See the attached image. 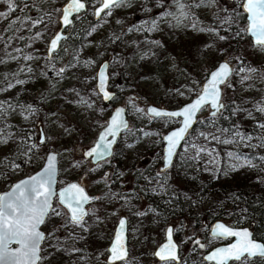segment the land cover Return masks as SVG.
Returning a JSON list of instances; mask_svg holds the SVG:
<instances>
[{"label":"rangeland","instance_id":"rangeland-1","mask_svg":"<svg viewBox=\"0 0 264 264\" xmlns=\"http://www.w3.org/2000/svg\"><path fill=\"white\" fill-rule=\"evenodd\" d=\"M63 1L14 0L16 11L10 12L7 0H0V12L6 14L0 16V103L7 109L0 118V131L3 133L0 139L7 137V142L0 143V190L14 179L37 169L46 150L52 149L57 155L56 183L59 185L72 179L79 181L80 178L87 191L96 196L87 208L90 213L85 217L87 231L74 226L61 227L63 216L53 217L40 226L47 238L41 245L43 259L39 264H109L105 261L106 246L111 236L108 231L112 230L121 214H125L129 221L126 264H165L164 261L152 262L151 257L153 247L163 238L164 226L170 220L173 221L174 239L180 245L181 253L187 254L190 259L179 264H211L195 262L194 248L197 245H189L193 235H197L207 247L223 241L207 234L209 223L204 220L203 211L214 213L222 209L223 217L216 218L235 224L229 220L228 212L233 207L239 208L241 203L237 202L236 195L217 189L206 191L192 203L189 214L182 210V216H172L170 212L166 216L159 214L150 202L147 203L146 196H151L167 208L172 207L168 205L173 195L171 188L158 175L150 173L156 172L160 163L161 153L155 151L161 143L160 133L178 120L173 117H150L145 113V104L179 105L197 92L210 67L222 58L229 59L235 55L225 47L226 42L239 40L243 33L235 39L221 41L207 31L219 27V20L223 17L234 14L226 6L233 0H214V3L194 7L191 9L192 16L179 20V3L189 4L192 0H166L155 21L148 16L157 0H125L94 19L79 47L69 56V63L66 60V41L76 38L78 25L85 16H91L92 7L98 0H87L85 12L76 15L66 27L60 47L46 56V42L57 28V15ZM109 11L110 14H105ZM237 19L231 32L242 28ZM38 20L43 22L32 26ZM193 24L195 27H192ZM227 27L225 24L224 28ZM220 35L231 36V33L221 30ZM241 53L247 60L242 59L243 64L237 60L232 67L251 66L258 69L257 73L245 82H241L240 75L234 73L229 81L231 87L221 86L223 102L232 96V92H236L242 100L243 104L239 107L233 102L228 104L238 124L233 125L230 135L225 137L221 129L213 131L208 127L207 132L180 146L175 155L178 162L174 161L172 170L165 171V175L175 181V189L180 194L184 180L177 164L185 154L195 156L202 175L206 176L214 174L219 146L250 147L257 151V155L264 154V147L260 146L264 142L261 135L264 129L257 127L258 121L264 123V114L254 110L257 102L264 101V51L254 47L248 39L244 41ZM105 58L109 62V80L113 82L109 88L121 96L109 102H102L94 87V71ZM61 68L64 69L62 73ZM114 103L124 105L128 119V127L117 138L122 145V155L117 158L110 156L99 166H90L95 170H88L83 177L84 167L90 163L82 157L81 149L92 142ZM29 106L34 111H29ZM237 108L252 110V116L247 111H237ZM207 110L205 106L199 113ZM25 116L28 118L25 119ZM245 123L256 124V134L241 133L240 126ZM237 131L251 139L228 144L220 142L238 139L235 137ZM40 136L44 138V143H40ZM213 136L218 140L212 139ZM33 144L37 146L24 155ZM201 148L206 151L200 152ZM246 159L250 158L243 155L229 158L232 169L228 171L230 177L226 176L228 181L245 180V174L253 170L256 174L248 181L264 185V161L260 158L251 159L256 167L233 169L234 165L242 164ZM142 169H145L142 179L145 183H137L136 192L125 193L123 204L118 202V175L132 170L135 176L136 173L141 174ZM126 182L130 184V180ZM100 195H105V198ZM101 197L103 199H97ZM53 206L59 207L56 200ZM73 249L80 251L74 252ZM116 264L125 262L118 261ZM229 264L239 262L230 261Z\"/></svg>","mask_w":264,"mask_h":264},{"label":"snow or ice","instance_id":"snow-or-ice-1","mask_svg":"<svg viewBox=\"0 0 264 264\" xmlns=\"http://www.w3.org/2000/svg\"><path fill=\"white\" fill-rule=\"evenodd\" d=\"M124 2L125 0H102V7L97 10L96 15L99 17L105 10H110ZM208 3H214V0H199V3H197V0H192L189 4L179 3L180 17H178V20L180 18H189L192 16V8ZM7 5L10 12L16 11L14 0H7ZM240 7L247 14L248 22L245 27L237 28L235 32H231L232 25L239 15L238 13H234L233 15L220 19L219 27L209 28L207 31L214 33L221 41L230 38L235 39L241 36L242 33L248 34L253 38V46L264 51V0H240ZM84 8L85 3L82 0H71L62 10L63 23L65 25L70 24V14L73 12L79 13ZM105 14H110V11ZM5 15V13L0 12V16ZM42 22V20L35 21L32 26H36ZM225 24L228 25L227 28H224ZM192 27H195V24ZM200 30L203 31L204 29ZM221 30L230 32L231 36L220 35ZM60 40L61 36L59 35L51 40L49 47L50 53L56 52ZM25 59H31V57H25ZM236 59L243 64L241 58L237 57ZM105 68H107V65H104L99 73V87L102 92L104 91L106 79ZM63 71L64 69L61 68L60 72L62 73ZM257 71L258 69L251 66H242L238 69L234 68L230 65L229 60H225L218 65L215 71L210 72L207 76L206 83L202 86V92L197 94L194 102L185 106L181 111L164 112L158 111L155 108L148 109L150 117L183 118V127L179 131H174L171 135L165 137L168 145L165 156L166 168L171 164L174 150L180 140L184 138V133L191 126L193 117L197 112L205 106H209L212 109V117H216L218 114L222 115L226 105L222 101L221 86L226 85L231 87L229 81L234 73L240 75L241 82H245L251 79ZM20 83H23V81H20ZM110 98L109 94L104 92V99L108 100ZM83 102L87 103V101ZM9 107H12V105L9 104ZM28 110L34 111L31 109V106H29ZM137 110L143 111L142 109ZM236 110L247 111L248 115L250 117L252 116V110L240 108ZM254 110L264 114V101L257 102L254 105ZM6 111L7 109L4 108L3 103H0V118L5 115ZM123 112V109L116 111L105 132L100 135L98 143L84 154L86 158L93 159L97 166H99L101 161L106 160L111 155L114 139L109 140L108 138H115L120 128L127 127L122 119ZM24 118L27 119L28 117L25 116ZM257 127L264 129V123L258 121ZM0 135H3L2 131H0ZM235 137L238 139H225L220 142L228 144L251 139L250 136L241 135L239 131L235 133ZM205 138L208 139V137ZM212 139L218 140V137L213 136ZM4 142H7V137L0 139V143ZM44 142V138H41L40 143ZM36 146L35 144L31 145L23 154L27 155V152ZM260 146L264 147V142ZM199 151L204 152L206 149L201 148ZM229 155L231 156L232 153H229ZM236 159L239 161L240 157L237 156ZM260 159L264 161V157ZM55 162L56 156L49 155L47 158V167L41 173L16 184L7 195H0V264H39L43 259L40 255L42 251L41 245L47 238L39 229L41 225L53 217L63 216L64 223L61 227L74 226L80 228L81 231L88 230L85 217L89 216L90 213L89 210H86L85 205L90 203L93 198H90L85 193L84 188L76 183L69 184L62 191L55 192L53 190V184L55 183ZM237 167H256V165L252 163L251 159H246L244 163L234 165L233 169ZM94 170L89 169V171ZM54 197L58 200L59 207L53 206ZM62 209H66V211H62ZM140 214L143 215V213ZM97 220H99V217H97ZM125 227L126 222L124 219H121L115 233L113 244L108 249L109 264H116L117 261H124L126 264L127 249L124 243ZM172 233L173 230L171 228L167 229V243L159 247L154 253L165 264H172V262L179 264L177 245L172 240ZM213 234L222 238L236 237L237 241L230 247L213 251L206 257L208 261H214L215 264H229L230 261H237L239 264H253L252 258L259 257L255 261V264H264V245L254 242L250 238V233L247 230L235 231L224 225H217L216 229H213ZM195 243L199 244L200 242L197 240ZM13 244L17 245L15 249L11 247ZM73 251L80 250L73 249Z\"/></svg>","mask_w":264,"mask_h":264},{"label":"trees","instance_id":"trees-1","mask_svg":"<svg viewBox=\"0 0 264 264\" xmlns=\"http://www.w3.org/2000/svg\"><path fill=\"white\" fill-rule=\"evenodd\" d=\"M163 1L166 2V0H157V4H155V6L150 9V13L148 16L150 20L155 21L157 19V17L159 16L158 11L164 7L163 4L165 3ZM226 6L229 8V10H232L233 13L239 14L237 19V24L243 28L244 16L237 4V0H233ZM93 22L94 20L91 18V16H85L83 22L80 25H78L76 38L66 41V50H68L66 59H68L69 56L73 53V50L79 47L81 41L84 39L82 37L86 33L85 31L88 30V28L92 25ZM248 39L249 38L247 34L243 33V37L240 38L239 40H236L234 42L232 41L226 42L225 47H227L228 49L233 51V53H235V55L230 56V58L228 59L232 64V66L237 61L236 59L237 57L245 61L247 60L244 57V54L241 53V47L244 41H248ZM112 83L113 82H110V84ZM118 94L119 93L117 92V95ZM118 97L121 96L118 95ZM263 100H264V96H263ZM241 101L242 100L237 96V93L232 92V96L226 98V100H224L223 102L226 105V107L223 110L222 115L218 114L216 117H212L207 112L199 113L197 115L195 123L188 131L186 137L184 138L180 146H182V144L185 141L186 142L190 141L195 136L207 132L208 127H211L213 131H216L217 129L218 130L221 129L222 131L221 133L224 135V137L226 135H230V132L233 130L232 126L235 125L236 123L238 124V122L235 120L236 118L234 117L233 109L228 107V104L230 102H233L236 106L239 107L240 104H243ZM255 125L256 124L254 125L252 124L246 125V123L242 124L240 126L241 133L245 134V132H248L249 134H256L258 130L255 128L256 127ZM261 135L263 138L264 133ZM217 149H218V153L216 152L215 153L218 154L217 156L218 161L213 169L214 174H212L211 176H206L204 174L202 175V171L200 168L201 166L200 164L197 163V160L195 156H193V154H187V155L185 154L180 158L179 163L177 165L180 169L181 177L184 180V184L182 186L183 192L181 194L175 189L174 186L175 181L171 180L169 175H165L166 174L165 171L172 170L171 168L174 161L175 163L178 162V159L176 158V156H174V159L170 167L164 170L159 178L165 180L166 184L171 188L173 192V195L170 197L168 203V205L170 204L172 207L167 208V206L163 205L160 202V200H156L151 196H146L148 198V202L151 203L152 208L159 214H165L166 216V214L170 212L172 216H174V214H177L178 216H182V212H183L182 210L184 209L185 214H189L193 208L192 203L195 202V200H197L199 197H201V195H203L206 191L217 189L234 194L237 197V202L239 201L241 205L239 206V208L233 207L234 209H231L230 212H228L229 220L235 224L238 222H242L243 224H246L251 229L252 235L264 242V185L262 183L248 181L251 177H253L256 174V171L251 170L249 174H245L244 176L245 180L241 179L239 181L237 180L231 182L230 180L228 181V179L226 178L227 175L228 177H230L228 171L232 169L231 168L232 161L229 160L230 157L236 155L239 156L243 155L245 156V158L256 160L261 157H264V154L260 153L259 155H257V151L252 150L250 147H248L247 149L237 146L231 148L223 145L222 147L219 146ZM122 150H123L122 145H120L117 139L110 156L113 158H117L119 154L122 153ZM155 151L161 153V143L156 146ZM229 153H232V155L230 156ZM86 169L87 168L84 167L85 173H87ZM262 173H263L262 176L264 177V170ZM142 179L143 176L139 175L137 177V174H135L134 182L145 183L144 181H142ZM137 187H139L138 184ZM100 196H104L105 198V195H100ZM97 199H103V198L101 197ZM203 214H204L203 217L204 220L210 223L212 220L218 219L216 217H220V216L223 217V210L219 209L214 213H211L210 211L206 210L203 211ZM189 242H191V239ZM181 254L182 253H180L179 255V263L182 261L183 262L189 261L187 255L185 254L181 255ZM253 259L256 261L259 259V257H255ZM196 261L197 263L202 262L200 256L198 255L196 256L195 262Z\"/></svg>","mask_w":264,"mask_h":264},{"label":"water","instance_id":"water-1","mask_svg":"<svg viewBox=\"0 0 264 264\" xmlns=\"http://www.w3.org/2000/svg\"><path fill=\"white\" fill-rule=\"evenodd\" d=\"M70 2H71V0H64V1L60 4V6H59V13H58V15H57V22H58L57 28H56V29L50 34V36H49V38L47 39V42H46L45 53H46L47 56H49V55L51 54V53L49 52V47H50V42H51V40H52L53 38H55L57 35L61 36V39H62V37H63L64 34H65L64 29L69 25V24H68V25H65V24L63 23V11H62V10H63V9H64V8L70 3ZM82 2L85 3V8L82 9L79 13L83 12V11L86 9V7H87V2H86V0H82ZM100 7H102V0H98L97 3L93 6V8H92V16H93V18H97V17H98V16L96 15V12H97V10H98ZM240 8H241V7H240ZM241 10H242V8H241ZM242 12H243V10H242ZM79 13H75V12L71 13L70 16H69V19L72 21V17H73L75 14H79ZM243 13H244V12H243ZM244 16H245V26H246V25H247V22H248V21H247V14L244 13ZM247 35H248V34H247ZM248 37H249L250 42L253 43V38H252L250 35H248ZM59 42H60V41H59ZM58 45H59V43H58ZM57 48H58V46H57ZM225 60H228V59H226V58H222V59L218 60V61L216 62V64H215L213 67H211V68L207 71L205 77L201 80V82H200V84H199V87H198L197 92H196L194 95H192L188 100H186V101H184V102H182V103H180L179 105L174 106V107H164V106H160V105H156V104H152V103H147V104H145V113H146L147 115H149V114H148V109H150V108H155V109H157L158 111H164V112H176V111H181L185 106L190 105L191 103L194 102V100L197 98V94H199V93L202 92V86L206 83V78H207V76L210 74V72L215 71L216 68L218 67V65H219L220 63L224 62ZM229 62H230V61H229ZM104 65H107L106 60H105V59H102V60L97 64V66H96V69H95V71H94V87H95V90H96V92L98 93V95H99L101 101H103V102H107V101H109V100L114 101V100H115V98H114V96H115V94H114V90H112V89H110V88L108 87V72H107V68L104 69L105 77H106V79H105V83H104V91L102 92V91L100 90V87H99V85H100L99 73H100V71H101V69L103 68ZM230 65L232 66L231 63H230ZM104 92H107L111 98L108 99V100H105V99H104ZM206 107L208 108L207 113H208L209 115H211V111H212V109H211L209 106H206ZM120 109H123V110H124L123 115H122V119H123L124 123H125V124L127 125V127H128V119H127V117H126V113H125V107H124V105L119 104V103H114V104L112 105V107H111L109 113L107 114L104 123L101 125V127H100V128L98 129V131L96 132L95 137H94V139L92 140V142H91L88 146H86L85 148H83V150L81 151V154H82L83 157H85V155H84L85 152H87L88 150H90L92 147L95 146L96 143H98L100 135H101L103 132H105V129L108 127V125H109V123H110L112 117L115 115L116 111H117V110H120ZM199 112H200V111H199ZM199 112H197L196 115L193 117V122H192L191 126H190V127L186 130V132L184 133V138L186 137V135H187L188 131L190 130V128H191V127L193 126V124L195 123L196 118H197V115L199 114ZM149 116H150V115H149ZM173 118H177V120H178L177 123H176L175 125L169 127L168 129H166V130H165L164 132H162L161 135H160V139H161V158H160V164H159V166H158V169H159V170H166V169L169 168L170 165L172 164V162H171V164H170L167 168L165 167V156H166L167 147H168V145H167V141L165 140V137L171 135V133L174 132V131H179V129L183 127V118H182V117H173ZM127 127L120 128V129L117 131V134H116L115 138H113V137H109V138H108L109 140H113V139H114V143L112 144V148H113V146H114V144H115V142H116V140H117L119 134H120L123 130H125ZM38 130H39V134H41V131H40L39 128H38ZM184 138H183L182 140H180L179 144L177 145L176 149L174 150L172 161H173V159H174V156H175V154H176L178 148L180 147L182 141L184 140ZM39 140H41V137H39ZM111 152H112V149H111ZM49 155H55V156H56V162H55V164H56V168H55V177H54L55 183L53 184V190H54L55 192H59V191H62L65 187H67L69 184L76 183V184H78V185H80V186H82V187L84 188L85 193H86L90 198H93V199H91V201H90V202H92V201L96 198L95 194H94V193H89V192H87L86 189H85V187H84V185H83L82 183H80L79 181H77V180H75V179H72V180H68V181H66V182H64V183H62V184H59V185L56 183V182H57V155H56V151H54V150H52V149H48V150H46V152L44 153V157H43L42 163L40 164V166H39L37 169H35V170H33V171H31V172H29V173H27V174H25V175H22V176H20V177H18V178H16V179H14L13 181H11L10 184H9L6 188L0 190V195H7L8 193H10V192L12 191V188H13L16 184L21 183L22 181L27 180V179H29L30 177L35 176V175H38L39 173H41V172L44 170V168L47 167V158H48ZM107 158H108V157H107ZM88 159H89V161H90L91 163H95V162L93 161V159H91V158H88ZM54 200H56V202L58 203V200H57L55 197L53 198V201H54ZM88 205H89V203L85 205L86 210H87V208H88ZM64 210L66 211V209H64ZM121 219H124L125 222H126V219H125L124 215H119V216L117 217V219H116V221H115V224H114V226H113V229H112L111 237H110L109 242H108V244H107V246H106L107 253H106V256H105V261H106L107 263H109V259H108V258H109V251H108V249H109V248L112 246V244H113L114 237H115V233H116V231H117V229H118L119 221H120ZM217 225H224L225 227H227V228H229V229H232V230H235V231L247 230V231L250 233V238H251L254 242H256V243H260V244L264 245V242H263L262 240H260V239H258V238H256V237H254V236L252 235V231H251V229H250L246 224H242V225L229 224V223L224 222L222 219H214V220H212V221L209 223V225H208V229H207V232H208L209 235H211V236H215V235L213 234V229H216ZM169 228H171V226H170V224H167V225L165 226V228H164L163 238H162V239H161V240H160V241H159V242L153 247V249H152V257L155 258V259L158 260V261H161V260H160L158 257H156V256L154 255V253L159 249V247H161L162 245H164L165 243H167V229H169ZM39 230H40L41 232H43L41 228H40ZM215 237H217V238H219V239H221V240H223V241L220 242V243H217V244H214V245H212V246H209V247L205 248V250L202 252V255H201V259H202L204 262H209V263H211V264H215L214 261H208V260L206 259V257H207L208 255H210L213 251H216V250H219V249H222V248L230 247L233 243H235V242L237 241V238H236V237H225V238H222V237H219V236H215ZM172 240H173V242L177 245V255H178V257H179V254H178V244H177L176 240L174 239L173 234H172ZM124 243L126 244V249H127V251H128V248H127V233H126V227H125V240H124ZM200 245H202V244H200ZM11 247H12L13 249H15V248L17 247V245L13 244ZM117 262H118V261H117Z\"/></svg>","mask_w":264,"mask_h":264},{"label":"flooded vegetation","instance_id":"flooded-vegetation-1","mask_svg":"<svg viewBox=\"0 0 264 264\" xmlns=\"http://www.w3.org/2000/svg\"><path fill=\"white\" fill-rule=\"evenodd\" d=\"M86 2H87V0H86ZM97 3V2H96ZM237 4H238V6H239V8H240V0H237ZM93 8V7H92ZM241 9V8H240ZM241 12H242V10H241ZM82 13V12H81ZM243 13V12H242ZM80 14V13H79ZM76 15H78V14H75L73 17H72V21H73V19H74V17L76 16ZM243 16H244V13H243ZM91 18L94 20V19H96V18H93V16H92V14H91ZM71 21V22H72ZM58 23V22H57ZM71 24V23H70ZM69 24V25H70ZM244 27H245V16H244ZM64 31H65V34H64V36L66 35V28L64 29ZM64 36L62 37V39L64 38ZM248 36V35H247ZM249 38V37H248ZM61 39V40H62ZM61 40H60V42H61ZM60 42H59V45H58V48L60 47ZM46 47V46H45ZM57 48V49H58ZM56 49V50H57ZM46 54V53H45ZM52 54V53H51ZM50 54V55H51ZM47 56V55H46ZM67 60V63H69L70 62V59H66ZM105 60H106V63H107V70H108V59H106L105 58ZM110 80H109V76H108V87H109V85L111 86V84H110ZM111 89V88H110ZM112 90H114V89H112ZM114 94H115V96H114V98L116 99V98H118V95H117V91L116 90H114ZM109 101H112V100H109ZM109 101H107V102H109ZM103 102V101H102ZM107 116V115H106ZM127 117V116H126ZM106 118V117H105ZM105 121V120H104ZM40 135V134H39ZM41 137V136H40ZM42 138V137H41ZM115 145V144H114ZM114 147V146H113ZM83 148H85V147H83ZM83 148L81 149V151L83 150ZM113 149V148H112ZM82 155V154H81ZM83 157V156H82ZM83 158H85V159H88V158H86V157H83ZM88 161H89V159H88ZM89 165L88 166H86L85 168H87L86 169V172L87 173H85L84 172V174L82 175L83 177L86 175V174H88V170L90 169L89 167L90 166H92V165H94V164H96V163H91L90 161H89ZM160 164V163H159ZM159 164L156 166V172H152V173H150V174H152V175H158L159 177H160V175H162V172L164 171V170H159L158 169V166H159ZM168 169V168H167ZM85 171V170H84ZM144 171H145V169H142V172H141V174H138V173H136L137 174V177L139 176V175H141V176H144L145 175V173H144ZM133 171L132 170H130V172L128 173V174H123V173H120V176L118 175V179L116 180V187H117V191H116V193L118 194V202H120V203H122L123 204V195L125 194V193H127V192H136V187H137V183L136 182H134V178H135V176L133 175V173H132ZM130 180V184H128L127 182H126V180ZM79 182H81V181H79ZM85 187V186H84ZM86 189V188H85ZM140 189V188H139ZM86 191H87V189H86ZM88 192V191H87ZM89 193H92L91 191L89 192ZM95 200V199H94ZM147 203H149V202H147ZM121 215H124V217H125V219H126V230H128V224H129V221H128V219L126 218V216H125V214H121ZM167 224H170V226H171V229L173 230V232H174V225H173V221H171L170 220V222L169 223H167ZM166 224V225H167ZM165 225V226H166ZM165 226H164V228H165ZM164 231V230H163ZM173 234V237H174V233H172ZM207 234H208V232H207ZM209 235V234H208ZM199 241V237L197 236V235H193V237L191 238V242H189V245L190 246H193V243H195V241ZM177 242V241H176ZM200 243L199 244H196L197 246L194 248L195 249V254H196V256L198 255V256H200V258H201V255H202V252L205 250V248H207V246L206 245H204V243L203 242H201V241H199ZM177 244H178V242H177ZM200 244H202L203 245V247H201V245ZM192 250V249H191ZM199 250V251H198ZM180 253H181V250H180V245L178 244V254L180 255ZM187 255V254H186ZM151 261L152 262H155V263H159L160 261H158V260H156L155 258H153V257H151ZM189 261H190V259H189ZM203 261V260H202Z\"/></svg>","mask_w":264,"mask_h":264},{"label":"built area","instance_id":"built-area-1","mask_svg":"<svg viewBox=\"0 0 264 264\" xmlns=\"http://www.w3.org/2000/svg\"><path fill=\"white\" fill-rule=\"evenodd\" d=\"M108 233H109V235H110L111 231H108Z\"/></svg>","mask_w":264,"mask_h":264}]
</instances>
